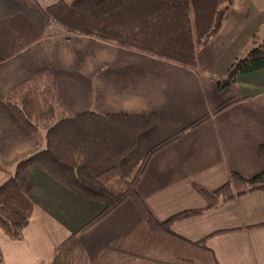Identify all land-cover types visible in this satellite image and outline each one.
Masks as SVG:
<instances>
[{
	"label": "crops",
	"instance_id": "1",
	"mask_svg": "<svg viewBox=\"0 0 264 264\" xmlns=\"http://www.w3.org/2000/svg\"><path fill=\"white\" fill-rule=\"evenodd\" d=\"M36 1L45 8L59 0ZM263 27L264 0H233L219 32L197 50L194 69L51 29L48 38L0 64V185L20 161L45 149L44 138L28 133L2 100L41 69L53 72L61 119L86 112L159 115V122L119 162L126 179L151 148L209 115L155 153L137 185L158 222L182 212L198 214L175 222V236L156 235L126 202L77 235L84 252L81 263L192 264L179 250H200L209 255V264H264V192L236 196L211 210L201 193L218 190L233 172L249 179L264 170L259 150L264 147V70L240 74L222 91L216 86L258 41ZM101 52L113 57L114 65ZM233 98L243 100L211 114ZM28 179L32 215L19 240L0 230V264H53L57 248L102 209L38 170H31ZM204 238L203 249L193 245ZM169 247H174L172 253Z\"/></svg>",
	"mask_w": 264,
	"mask_h": 264
},
{
	"label": "trees",
	"instance_id": "2",
	"mask_svg": "<svg viewBox=\"0 0 264 264\" xmlns=\"http://www.w3.org/2000/svg\"><path fill=\"white\" fill-rule=\"evenodd\" d=\"M232 5L233 0H59L43 8L36 0H0V64L48 38L52 27H58L67 35L94 39L194 69L197 49L219 32ZM255 43L216 81L219 91L233 85L240 74L264 70V39L258 45ZM2 100L31 135H37L42 125L48 127L45 149L20 161L12 177L0 185V230L8 239L19 240L31 218V170L42 172L65 190L102 207L97 216L57 248L53 264H82L81 258L75 256L83 251L77 235L126 202L136 208L153 234L173 235L171 227L175 222L198 214L182 212L158 222L139 196L137 185L155 153L187 129L204 123L209 115L151 148L132 177L126 179L119 170V162L135 149L137 138L159 122L157 113L86 112L56 120L61 105L50 68L41 69ZM242 100L229 99L211 114H220ZM259 150L264 157V147ZM254 191L264 192V170L249 179L233 172L230 181L218 190L201 193L211 210ZM205 240L193 245L203 249Z\"/></svg>",
	"mask_w": 264,
	"mask_h": 264
},
{
	"label": "rangeland",
	"instance_id": "3",
	"mask_svg": "<svg viewBox=\"0 0 264 264\" xmlns=\"http://www.w3.org/2000/svg\"><path fill=\"white\" fill-rule=\"evenodd\" d=\"M55 29H57V30H55ZM58 30H60L58 27H52V32L53 31H58ZM61 31V30H60ZM264 38V27H263V29H262V31L258 34V37H257V40L258 41H256V45H258V43L260 44L261 43V39H263ZM204 47V46H203ZM203 47H201V48H203ZM254 47V44H253V46L251 47V48H253ZM251 48H249V49H251ZM199 49V48H198ZM197 49V50H198ZM248 51L246 50V53H247ZM246 53H244L241 57H243V56H245L246 55ZM109 54V53H108ZM93 56V55H92ZM100 56H101V58L102 59H104V60H107L108 62V65H114V64H112L111 63V59H113V57H111V58H109V56H106L105 55V53L104 52H101L100 53ZM120 57V56H119ZM123 57H121L119 60H121ZM102 65H105V63L104 62H102ZM228 72V71H227ZM58 119H60V116H57L56 117V120H58ZM47 126L46 125H42V126H40L39 127V132L37 133V137H38V139L40 140V138L41 139H43L44 138V134H45V132H46V130H47ZM122 170H123V173L125 174V172H127V171H125V168L124 167H122ZM140 215V214H139ZM146 224V223H145ZM147 226V225H146ZM147 228H148V226H147ZM149 229V228H148ZM150 231V230H149ZM156 235H160V234H156ZM162 235V234H161ZM164 235V234H163ZM140 236V235H139ZM169 243H171V241L169 242ZM163 243H161L160 242V240L158 241V242H156V245L158 246V247H160L161 245H162ZM167 247V246H166ZM167 249H169V252H173L174 251V247H169V248H167ZM194 250H188V253H185V252H181L180 250H179V254H182L181 256L183 257V256H185L186 258H184L185 260H189V261H192L193 263L192 264H209V261H210V259H209V255L207 254V253H205V252H201L200 250H198V254L197 253H195V252H193ZM176 252H178V251H176ZM176 254V253H175ZM185 254H187V255H185ZM76 257H79V258H81V260L83 259V257H84V252L82 251V253H77L76 255H75ZM176 256H177V254H176Z\"/></svg>",
	"mask_w": 264,
	"mask_h": 264
}]
</instances>
